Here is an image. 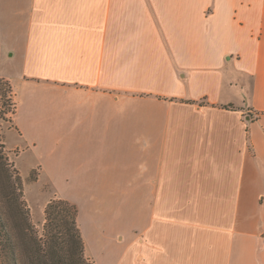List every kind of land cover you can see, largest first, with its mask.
<instances>
[{
	"label": "crops",
	"instance_id": "1",
	"mask_svg": "<svg viewBox=\"0 0 264 264\" xmlns=\"http://www.w3.org/2000/svg\"><path fill=\"white\" fill-rule=\"evenodd\" d=\"M2 9L15 125L87 260L264 264V0Z\"/></svg>",
	"mask_w": 264,
	"mask_h": 264
},
{
	"label": "trees",
	"instance_id": "2",
	"mask_svg": "<svg viewBox=\"0 0 264 264\" xmlns=\"http://www.w3.org/2000/svg\"><path fill=\"white\" fill-rule=\"evenodd\" d=\"M15 112L12 86L0 75V133L2 123L10 122ZM21 189L20 178L10 170L0 145V264H19L16 247L20 239V264H92L84 255L76 208L66 201L49 202L39 238L26 217Z\"/></svg>",
	"mask_w": 264,
	"mask_h": 264
},
{
	"label": "rangeland",
	"instance_id": "3",
	"mask_svg": "<svg viewBox=\"0 0 264 264\" xmlns=\"http://www.w3.org/2000/svg\"><path fill=\"white\" fill-rule=\"evenodd\" d=\"M4 1L5 0H0V34L1 28L4 26V14L2 9ZM2 50H5L4 46H2ZM7 72L8 65L2 56L0 59V74L5 75ZM14 119L15 114L10 118V122L2 123L0 145H2V151L10 165V170L20 178L22 185L21 201L24 205V211L28 222L33 226L35 235L42 238V225L45 223L46 219L45 209L47 204L58 200L68 201L62 199L48 184L47 177L43 174L38 165L37 157L34 155L33 146L31 147V145L23 141L22 134L16 127ZM11 234L16 237L15 232H11ZM22 252L20 239L16 247V256L19 260V264L22 259ZM88 263H90V261Z\"/></svg>",
	"mask_w": 264,
	"mask_h": 264
}]
</instances>
